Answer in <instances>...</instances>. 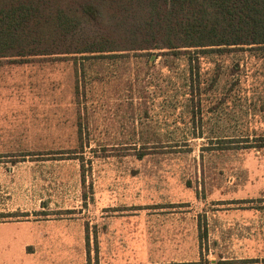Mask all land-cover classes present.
<instances>
[{
	"label": "rangeland",
	"instance_id": "374dc122",
	"mask_svg": "<svg viewBox=\"0 0 264 264\" xmlns=\"http://www.w3.org/2000/svg\"><path fill=\"white\" fill-rule=\"evenodd\" d=\"M119 55L0 58V264H264V48Z\"/></svg>",
	"mask_w": 264,
	"mask_h": 264
},
{
	"label": "trees",
	"instance_id": "16d2710c",
	"mask_svg": "<svg viewBox=\"0 0 264 264\" xmlns=\"http://www.w3.org/2000/svg\"><path fill=\"white\" fill-rule=\"evenodd\" d=\"M244 46L264 48V0H0V58L10 62ZM260 138L245 147H264Z\"/></svg>",
	"mask_w": 264,
	"mask_h": 264
},
{
	"label": "crops",
	"instance_id": "0c3cea01",
	"mask_svg": "<svg viewBox=\"0 0 264 264\" xmlns=\"http://www.w3.org/2000/svg\"><path fill=\"white\" fill-rule=\"evenodd\" d=\"M202 243L200 242L199 243V249H201L202 250ZM241 260V259H240ZM242 260H244V261H246V263H244V264H258V259L255 257V258H243ZM254 260V261H253ZM243 261V262H244ZM240 264H242L241 262H240Z\"/></svg>",
	"mask_w": 264,
	"mask_h": 264
}]
</instances>
